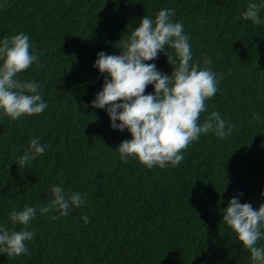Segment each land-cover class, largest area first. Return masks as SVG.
Segmentation results:
<instances>
[{
    "label": "trees",
    "instance_id": "16d2710c",
    "mask_svg": "<svg viewBox=\"0 0 264 264\" xmlns=\"http://www.w3.org/2000/svg\"><path fill=\"white\" fill-rule=\"evenodd\" d=\"M250 2L264 0H0V41L29 36L45 67L34 63L18 78L39 83L48 105L16 121L0 115V226L21 230L11 212L46 205L53 186L85 199L58 220L38 210L30 254L0 253V264H252L223 221L234 196L257 210L264 204V8L255 25L242 18ZM163 9L175 10L172 21L190 37V63L203 68L210 59L222 76L200 123L218 111L234 128L225 139L202 134L176 167L148 169L137 158L121 161L116 149L131 133L92 106L107 75L94 63L101 51L121 54L141 19ZM146 63L173 71L163 52ZM34 138L45 153L21 167Z\"/></svg>",
    "mask_w": 264,
    "mask_h": 264
},
{
    "label": "clouds",
    "instance_id": "9594fccd",
    "mask_svg": "<svg viewBox=\"0 0 264 264\" xmlns=\"http://www.w3.org/2000/svg\"><path fill=\"white\" fill-rule=\"evenodd\" d=\"M262 8L264 3L250 2L242 18L260 25L258 14ZM175 14L174 9H163L155 19L145 15L139 27L122 41L121 54L109 55L103 51L97 54L94 67L107 75L103 90L91 103L94 108L106 109L113 129H127L131 133L132 138L123 140L116 149L123 163L133 157L148 169L176 167L184 159L183 153L202 134L214 132L220 139L232 134L234 125H228L218 111L200 123L207 101L219 90L222 76L218 78L212 70L210 59L205 58L203 68L190 63L193 57L190 37L184 33L182 22L172 21ZM32 47L29 36L23 32L0 41V115L12 121L39 115L48 107L40 94L39 83L18 78L34 63L38 68L45 67L39 60L40 53L33 54ZM161 52L173 65L171 74L158 71L154 63H146L157 59ZM149 85L154 86V93L145 94ZM258 116V113L253 116V121ZM44 153L45 147L34 138L18 164L26 166ZM51 192L53 199L46 205L38 209L26 205L21 211L11 212V222L23 228L10 231L0 226V253L12 258L30 254L25 242L35 238L36 230L29 228L38 210L41 215L57 212L59 215L51 219L58 220L69 214L70 205L81 207L85 203L81 193H66L59 185L53 186ZM223 213V221L250 251L252 264H264V246H257L264 238V204L257 210L234 196ZM83 220L87 224L88 216Z\"/></svg>",
    "mask_w": 264,
    "mask_h": 264
}]
</instances>
